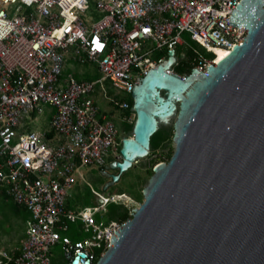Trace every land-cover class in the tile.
I'll return each instance as SVG.
<instances>
[{"label": "built area", "instance_id": "obj_1", "mask_svg": "<svg viewBox=\"0 0 264 264\" xmlns=\"http://www.w3.org/2000/svg\"><path fill=\"white\" fill-rule=\"evenodd\" d=\"M241 1L0 0V191L28 214L20 246L0 247V264H53L50 249L57 245L62 264H71L80 253L86 257L77 264H96L113 247L110 238L116 239L114 231L119 233L125 222L103 217L110 204L123 205L132 216L130 197L91 188L96 205L68 206L83 167L95 166L111 179L104 189L120 176L114 164L121 161L123 138L114 121L99 111L92 97L96 86L109 82L131 95L149 71L168 61L170 52L174 61L167 74L175 73L182 59L190 71L205 73L216 64V48L230 51L243 42L246 28L229 24L237 23L230 17ZM184 33L213 57L184 44ZM177 45H186L190 56L177 55ZM69 57L95 63L101 78L85 82L64 76ZM189 73L178 75L184 80ZM110 102L129 109L126 102ZM43 106L52 109L49 129L32 131L27 120L43 114ZM108 168L117 175L108 174ZM74 224L87 237H68Z\"/></svg>", "mask_w": 264, "mask_h": 264}, {"label": "water", "instance_id": "obj_2", "mask_svg": "<svg viewBox=\"0 0 264 264\" xmlns=\"http://www.w3.org/2000/svg\"><path fill=\"white\" fill-rule=\"evenodd\" d=\"M231 15L247 33L225 59L181 80L166 73L170 52L131 92L119 174L148 154L179 102L174 151L96 264H264V0H242Z\"/></svg>", "mask_w": 264, "mask_h": 264}, {"label": "rangeland", "instance_id": "obj_3", "mask_svg": "<svg viewBox=\"0 0 264 264\" xmlns=\"http://www.w3.org/2000/svg\"><path fill=\"white\" fill-rule=\"evenodd\" d=\"M181 39L187 46L196 49L202 55L205 54V51L192 41L188 34H182ZM187 46L185 45L182 47L177 45L175 47L176 54L179 55L181 51L184 53L188 52L189 48ZM215 51L216 50H214V53ZM62 72L64 76H72L78 81L92 82L101 78V74L95 63H76L72 61L70 57L66 59ZM129 96L130 95L114 89L109 82H100L92 94L99 111L105 113L108 118L114 121L121 138L131 137L132 131L127 132L125 125L135 122V113L130 110L129 115L126 116L125 111L115 107L110 100L116 101L117 103L125 102L124 100ZM178 106L179 104H176L177 109L169 120L163 122L159 120L158 127L170 128L173 131V124L177 118ZM43 110L44 113L37 115L33 121L30 119L27 120L30 130L45 132L49 129L50 112L52 109L43 106ZM173 151V141L155 152L148 151L146 156L133 163L127 171L120 174L119 180L115 184H111L106 189H104L105 185L111 180L109 177L101 175L99 168L95 166L83 167L81 169L83 179H77L74 188L69 192L68 206L74 209L96 205L95 199L91 194V188H93L106 196L125 193L133 200L132 207H137L143 201L142 190L147 185V180L151 177L149 168H152V163L165 160L168 153L171 152L172 155ZM105 164L108 166V160H106ZM106 172L108 174L115 173V175L118 173L117 170L110 168H108ZM26 217H28V214L24 209L16 206L5 196L0 195V247L6 250H13L20 246L23 239ZM103 219L107 221L105 216ZM72 233L80 240L87 237V234L80 233L78 224L71 225L67 236L70 237ZM50 257L53 264H62L63 254L59 245L50 249Z\"/></svg>", "mask_w": 264, "mask_h": 264}, {"label": "trees", "instance_id": "obj_4", "mask_svg": "<svg viewBox=\"0 0 264 264\" xmlns=\"http://www.w3.org/2000/svg\"><path fill=\"white\" fill-rule=\"evenodd\" d=\"M215 61H217L218 59L223 57V53L220 51H215ZM207 57L212 58L213 55L212 54H204ZM190 56V52H186L185 53V58H188ZM174 71L176 74H183V73H189L190 72V66L188 65V63L182 59L181 60V65L177 66L174 68ZM127 104L129 109L123 110L125 111L126 116L129 115L130 113V108L132 107V98L131 96H129L126 100H124ZM134 123L131 124H126V131L127 132H131L133 129ZM48 136H50V134H48ZM172 137H173V131L170 128H165V127H158V129L153 133V135L150 137V141H149V152H155L159 149L164 148L166 145L170 144L172 142ZM171 157V152L168 153L167 157L165 158V160H161V162H168V160ZM160 163L159 162H154L152 163V168H149V172L152 175V169L154 168V166L156 164ZM119 180V178H118ZM148 181V180H147ZM123 194V193H120ZM0 195L4 196L3 193L0 191ZM142 197V195H141ZM107 221L110 220H116L119 222H125L127 220H129L131 218V216L128 213V209L126 207H124L123 205L120 204H110L107 206V212L105 215ZM72 239L74 241L76 240H80L79 238H77L76 236H73Z\"/></svg>", "mask_w": 264, "mask_h": 264}, {"label": "bare ground", "instance_id": "obj_5", "mask_svg": "<svg viewBox=\"0 0 264 264\" xmlns=\"http://www.w3.org/2000/svg\"><path fill=\"white\" fill-rule=\"evenodd\" d=\"M215 50H216V51H220V52L223 53V57L220 58V59H218L217 61H215V63H217V64H218L220 61H222L223 59H225V58L229 55V53H230L229 50L218 49V48H216ZM178 104H179V102H178ZM174 113H175V112H174ZM174 113H173V114H174Z\"/></svg>", "mask_w": 264, "mask_h": 264}, {"label": "crops", "instance_id": "obj_6", "mask_svg": "<svg viewBox=\"0 0 264 264\" xmlns=\"http://www.w3.org/2000/svg\"><path fill=\"white\" fill-rule=\"evenodd\" d=\"M27 218V217H26ZM26 218H25V220H26ZM23 236H24V233H23Z\"/></svg>", "mask_w": 264, "mask_h": 264}, {"label": "snow or ice", "instance_id": "obj_7", "mask_svg": "<svg viewBox=\"0 0 264 264\" xmlns=\"http://www.w3.org/2000/svg\"><path fill=\"white\" fill-rule=\"evenodd\" d=\"M145 31H147V29H145Z\"/></svg>", "mask_w": 264, "mask_h": 264}]
</instances>
